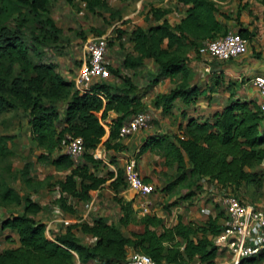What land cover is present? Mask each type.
<instances>
[{
	"label": "trees",
	"instance_id": "trees-1",
	"mask_svg": "<svg viewBox=\"0 0 264 264\" xmlns=\"http://www.w3.org/2000/svg\"><path fill=\"white\" fill-rule=\"evenodd\" d=\"M1 1V17L20 6L30 19L20 16L9 25L0 20V114L18 108L23 112L30 142L40 150L36 160L65 171L54 183L53 205L77 220L48 238L44 223L32 217L42 206L25 192H37L44 182L30 177L29 162L17 171L7 162L0 167V229L14 231L18 246L0 251V264H82L88 260L127 264L130 253L147 255L157 263L191 264L195 260L197 264H215L223 250L214 245L213 238L222 232L227 219L217 204L212 206L213 214L199 222H182L177 215L175 223L167 226L150 213L136 216L131 201L117 197L118 189L126 186L121 167L109 169L93 159L90 152L98 145L105 152L123 150L118 129L134 114L147 111L145 98L161 80L177 76L182 79L150 100L154 114L158 110V119L171 113L176 100L193 103L201 94L197 85H187L188 52L196 56L201 41L226 32L225 15L218 9L225 0H176L185 9L175 24L165 18L167 9H149L154 23L145 28L136 26L129 32L131 49L121 60V65L129 69L143 67L144 60L151 61L154 69L147 71L145 83L137 85L127 75L108 67L113 79L92 81L84 92L75 90L71 80L56 72L54 64L39 60L38 48L56 40L55 26L45 12L48 0ZM256 1L264 7V0ZM84 2L89 10L109 9L104 0ZM236 32L247 37L242 29ZM108 112L115 117L106 122ZM263 119L253 102L229 99L220 111L205 119H187L177 134L147 135L138 155L154 151L162 158V165L175 168L174 177L161 188L164 193L172 192L183 182L185 187L200 190L202 184L192 180L196 178L241 201L240 190L251 188L255 201L264 182V172L257 168L264 160V128L260 127ZM66 135L82 140L83 152L76 163L61 146ZM14 139V135L0 134V161L15 155ZM114 161L116 158L108 164H115ZM15 180L24 192L11 186L10 181ZM106 181L120 212L116 223L105 217L81 220L69 199L83 205L90 199V192L102 188ZM196 192L185 193L182 201L189 202ZM15 207L20 211L7 213V209ZM128 224L139 226L140 230L128 231L126 235L119 227ZM81 237H89L91 242H84ZM263 258L261 251L239 262L250 264Z\"/></svg>",
	"mask_w": 264,
	"mask_h": 264
},
{
	"label": "crops",
	"instance_id": "crops-1",
	"mask_svg": "<svg viewBox=\"0 0 264 264\" xmlns=\"http://www.w3.org/2000/svg\"><path fill=\"white\" fill-rule=\"evenodd\" d=\"M161 2L162 3L159 4L158 7L168 10L167 14L165 15L168 23H178L180 18L183 16L185 7L177 4L176 0H173V5L177 8V10H173V6L170 3V6L168 5V0H162ZM218 9L225 15L224 23L226 32L230 30L236 32L239 29H242L247 34L248 38H245L248 44L247 53L237 59L220 62L216 60H209L206 57H200L199 55L195 56L192 51H189L187 65L190 69V74H188L186 78L187 85H197L200 87L201 94L194 99L193 103L183 104L179 100H176L171 113L167 116H160L161 118L158 126L148 125L146 128L140 129L133 135L122 138L120 140V143L124 147L122 151H117L115 153L110 150L107 151L111 152L112 155L116 157V160L119 159V157L124 153H131L135 152V150H139L140 146H142L145 142V137L147 135L155 132L167 135L177 134L179 132V128L184 126L187 119H205L210 114L220 111L229 99L238 98L245 101H251L255 105L258 104L260 97L257 90L252 86L251 80L255 76L264 75V7L256 0H225L224 2L219 3ZM134 14L135 12H132L128 16H133ZM181 81V76H177L172 79L165 78L153 88H151L145 98L147 110L149 109L148 102L156 94L166 92L174 84H178ZM170 83L174 84L171 85ZM180 111H183V113L179 114ZM157 114L158 110L155 111V115ZM114 117L115 114L113 112H108L105 121L109 122V120ZM260 127L264 128V119L261 121ZM154 161H160L162 164V158H160L156 152L150 150L144 151L137 157V171L141 179L151 183L154 185V187H158L160 191L161 188L166 183H168V181H166L168 177L163 178V176H159L160 174L157 175L159 171L157 170L156 166L152 164ZM106 163V166L111 169L112 164H108V162ZM163 168H165V166ZM257 168L264 172V160L261 161ZM173 170L175 172L174 167ZM201 184V189L205 190V193L207 192L208 195L213 196V200L218 202L219 190L212 187L211 185L203 184V182ZM107 185L108 181L105 182L102 188L90 192L89 200L92 202V213L90 212L91 214L89 217H105L109 222H111L110 219L112 215L108 216L107 214L103 213L105 207L104 204L110 201L114 204V206H116L113 211L114 214H116L117 221L120 212L118 206L112 200L114 192H112V190H110ZM206 186L208 187L206 188ZM131 192L132 191L125 186L122 189H118L117 197L124 201H131L134 213H136V216H140L139 212L137 211L138 209L135 206V203H138V201ZM166 198L167 196H164V198H160L159 200L162 201ZM69 203L75 204L76 209L79 206L82 207L80 203H74L71 201V199H69ZM145 204L148 213L162 219L164 224L167 226L175 223L177 215L181 216L182 222H199L206 219L209 214H213L212 203L210 202L208 203V207H206V209L209 210L208 215L203 214L201 211L198 213L192 208L187 211L183 210L180 208V206L182 207V204H178L177 206H173L171 208L168 207L167 209L162 205H152L151 202H145ZM253 204L264 206V182L261 187L260 196L257 197ZM40 205H42V203H40ZM19 211L20 208L17 207L7 209V213H15ZM76 215H79L78 211ZM62 216L63 219L67 220L69 224L74 223L77 220L72 215L63 213ZM32 217L35 220L46 224L50 228V234H46L48 238H50L49 235L52 233L56 234L58 232L64 231L63 229L65 228V225L59 223L56 220L55 222H52L51 216L48 213L46 214L44 209H41L38 213L32 215ZM80 219L89 221V218L88 220H85L82 217ZM112 223L115 224V222ZM119 228L126 235L128 231L137 232L140 230L139 226L132 224H128L125 227L120 226ZM126 230L128 231L126 232ZM0 232L2 233V238L0 239V251L18 246L17 235L14 231L0 229ZM80 239L87 243L91 242V238L89 237H81ZM223 254L224 252L217 255L215 264H226ZM82 264L101 263L96 260H88ZM191 264H197V261L194 260V262Z\"/></svg>",
	"mask_w": 264,
	"mask_h": 264
},
{
	"label": "rangeland",
	"instance_id": "rangeland-1",
	"mask_svg": "<svg viewBox=\"0 0 264 264\" xmlns=\"http://www.w3.org/2000/svg\"><path fill=\"white\" fill-rule=\"evenodd\" d=\"M8 1L13 2L14 0ZM104 1L109 8L108 10H89L85 5L84 0H48L45 6V12L55 26L56 40H52V42H49L38 48L41 54L39 60L54 64L56 72L64 77V79L71 80L79 68V63L82 57V46L85 40L97 36V33L98 35L106 34L108 37L105 59L108 63V67L111 69H117L121 74L127 75L137 85H142L145 83V78L148 75L147 71L154 69L152 62L149 60H144L143 67L129 69L121 65V60L126 55V53H129L131 49L128 40L129 32L136 26L145 28L153 24L154 22L150 18L148 10L158 7V5L162 3V0ZM169 3L173 6V10H177L176 6L173 5V0H168V5L170 6ZM1 4L2 1L0 2V5ZM132 12H135V14L133 16H128ZM20 16H24L25 19H30L29 14L25 12L24 8L19 6L16 8V10L11 11L7 16H0V20L6 21L5 23L9 25L13 23V21L16 22ZM26 21L29 23V20ZM117 31H120L121 34H117ZM24 36L25 39L28 36L26 30L24 31ZM30 53L31 51H29V55ZM112 79L113 77L111 74L107 81ZM170 84L173 85L174 83ZM148 106L149 109L146 112H148L150 120L147 122V124L149 126H158L160 119L155 117L153 109L150 107V101L148 102ZM0 134L14 135V142L16 144L15 155L9 158L8 161H0V167H3V165H5L7 162H10L12 169L17 171L21 168L24 162H29L30 177L44 182V187L39 189L37 192H32L30 190L25 192H27V194L31 196L32 199L45 205L47 208L44 209L46 214L48 213L50 216H52V213L50 212V206H52L54 203V183L56 180L62 178V176L65 174V171L54 169L52 166L36 160L37 153L40 150L35 149L33 144L30 142L28 127L25 123L23 112L19 108L0 114ZM107 151L109 150H106L105 161L110 162L116 157H114L111 152ZM79 159L80 157H77L72 159V161L76 163L79 161ZM114 162L116 163L112 164V168H119L120 165L118 162ZM152 164L156 166L157 170L159 171L157 175L160 174L159 176H163V178L168 177L166 181H169L174 177L175 172L173 167L165 166V168H163L164 166L160 161H154ZM192 180L197 181L198 184L200 183L199 185H201L202 182L203 184H206V182L196 178H193ZM45 183L48 184V186H45ZM185 183L186 182L177 184L173 188L172 192L169 193H162V190L159 191L158 187H155L153 193L145 198H138L137 201L143 204H145V202H151L152 205H162L166 209L168 207H173V205L179 201L178 204H182V207L180 206V208L183 210L187 211L192 208L198 213H200L201 209L208 207V203L210 202L212 203V206L213 204H217L219 207L218 211L227 216L224 207L219 201L217 202L216 200H213V196L208 195L207 192L205 193V190L203 189L199 190L197 187H185ZM10 184L19 193L24 192V188L21 187L18 180L10 181ZM207 187L208 186H206V188ZM189 191L197 192L189 202H182L183 199L181 198ZM240 191L241 192L238 196L243 201L252 204L256 201H253L252 196L250 195L251 188L247 187L246 191ZM159 194L163 195L160 196ZM164 196H167V198L160 201L159 199L164 198ZM104 206L103 213L107 214L108 216L112 215L110 220L111 222L116 223V214H114L113 211L116 206H114V204L110 201L106 202ZM77 211L79 212L80 218H83V215L84 217H88L92 213L90 209V211L85 215L81 206L77 207ZM55 218H59V216L56 215ZM127 231L128 230H126V232ZM1 235L2 233L0 232V239L2 238ZM225 253L226 252L223 254V258L225 259L226 264H230V257L227 253ZM237 264H246V262H238ZM250 264H264V258Z\"/></svg>",
	"mask_w": 264,
	"mask_h": 264
},
{
	"label": "built area",
	"instance_id": "built-area-1",
	"mask_svg": "<svg viewBox=\"0 0 264 264\" xmlns=\"http://www.w3.org/2000/svg\"><path fill=\"white\" fill-rule=\"evenodd\" d=\"M107 35L100 34L85 40L82 46V57L77 73L71 79L73 88L78 92H84L92 81L109 79L110 71L106 57ZM248 51L246 39L237 32L227 31L214 39H206L200 42L196 53L200 57L209 60L228 61L244 56ZM252 86L257 90L260 100L257 104L258 111L264 117V75L255 76L251 80ZM101 98V97H100ZM150 120L148 112H140L121 125L118 129V138H126L133 135L140 129L148 126ZM106 129V127H104ZM61 146L71 159L80 157L83 152L82 140L79 137L66 135L61 141ZM93 159L105 161V151L101 145L96 146L91 152ZM138 150L122 154L117 161L120 164L123 181L126 187L132 191L136 200L145 198L154 192L155 187L151 183L144 182L137 171ZM113 169V168H111ZM219 202L224 207L227 219L220 234L213 238V243L219 250H223L230 257V264H237L241 259L256 255L264 251V206L241 201L237 197L219 192ZM91 200L83 203L84 214L91 209ZM42 209H47L41 205ZM140 215L148 213L146 205L136 203ZM48 207V205H47ZM52 213L51 221H58L67 226L69 223L63 219V213L55 205L50 206ZM205 215L209 214L206 208L201 209ZM56 215L59 218H55ZM89 216L83 219L88 220ZM45 225V234L49 233V227ZM127 264H168L157 263L150 257L140 253H130L127 257Z\"/></svg>",
	"mask_w": 264,
	"mask_h": 264
}]
</instances>
